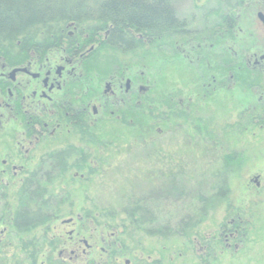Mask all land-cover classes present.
I'll list each match as a JSON object with an SVG mask.
<instances>
[{"label": "flooded vegetation", "instance_id": "obj_1", "mask_svg": "<svg viewBox=\"0 0 264 264\" xmlns=\"http://www.w3.org/2000/svg\"><path fill=\"white\" fill-rule=\"evenodd\" d=\"M203 17L204 23L209 17L215 21L195 29L193 16L190 24L180 19L183 26L165 37L130 29L133 41L117 43L111 24L66 21L41 40L4 45L0 188L12 189L18 200L40 202L42 214L57 219L65 203L60 200L68 202L70 191L98 171L114 169L118 162L127 165L136 152L151 169L144 176L148 184L159 189L187 185L191 176L183 170L207 157L208 143L218 145L203 124L208 103L228 90H252L245 99L251 108L238 116L251 113V121L263 127L264 0L223 1ZM182 131L177 153L175 139ZM65 224L68 229L38 230L36 238L49 243L43 264H109L119 256L125 264L137 260L136 253L129 254L132 247L120 243L119 233L97 228L89 212L70 215ZM55 249L56 257L51 256Z\"/></svg>", "mask_w": 264, "mask_h": 264}, {"label": "rangeland", "instance_id": "obj_2", "mask_svg": "<svg viewBox=\"0 0 264 264\" xmlns=\"http://www.w3.org/2000/svg\"><path fill=\"white\" fill-rule=\"evenodd\" d=\"M169 1L179 19L190 24L193 16V25L190 27L195 29L210 27L215 20L209 17V21L204 23V14L208 10H216L223 2ZM162 53L163 56H169L168 50L163 49ZM250 91L252 90L241 88L238 92L237 89L228 90L217 101H209L204 115L207 118L203 124L218 145L208 143L210 148L206 153L207 157L198 164L187 167L189 171L183 170L186 175L191 176L187 177L189 181L184 188L185 196L178 197L176 191L169 192L168 187L159 189L156 185L148 184L150 180L146 181L144 176L151 169L145 165L146 157L143 153L136 152L129 155L127 165H120L118 162L117 165L114 164L117 166L114 169L98 171L89 182L70 191L68 202L64 198L60 200L63 201L61 204L65 203L62 214L57 219H51L49 223L29 233L20 234L15 231L10 220L16 211L29 205H24L26 200L12 197V189L0 188V264H43V253L48 251L46 245L49 243L47 239L39 241L36 238L38 230L43 226H64L68 229L65 224L68 217L82 212L91 214L97 228L106 227L108 231L114 229L119 233L120 243H127L132 247L129 254L136 253L137 260L131 264H264V124L260 127L258 122L251 121L252 114L248 112L238 116L251 108L245 104L246 94ZM183 134V131L180 132L175 139L177 153ZM218 175L225 178L226 198L209 207L205 219L194 230L187 234L182 231L176 234V223L190 214V208L194 207V190L196 192L198 188L204 193L216 191L214 186ZM61 189V186L56 187V191L65 196ZM153 191L157 193L156 196ZM136 199H143L141 201L147 202L150 209L152 206L151 216L157 217L152 225L141 229L129 226L122 207ZM227 230H235V235L230 237ZM51 234L48 236L51 237ZM229 242L230 246H227ZM68 252L69 250L63 256L64 259H68ZM57 253L58 250L55 249L51 256L56 257ZM139 255L143 260H138ZM124 259L119 256L118 262L109 264H125ZM44 264L84 262L60 260Z\"/></svg>", "mask_w": 264, "mask_h": 264}, {"label": "trees", "instance_id": "obj_3", "mask_svg": "<svg viewBox=\"0 0 264 264\" xmlns=\"http://www.w3.org/2000/svg\"><path fill=\"white\" fill-rule=\"evenodd\" d=\"M222 1L228 3L229 0ZM66 21H76L85 26L111 24L114 30L111 35L117 39L116 43L133 41L130 29L147 37H165L183 26L169 0H0V49L17 40H41L49 36L51 28ZM225 186V178L218 175L214 186L216 191L202 193L196 188L192 194L194 207L190 208V214L176 223V234L181 231L187 234L199 226L209 207L226 198ZM168 188L169 192L176 191L178 197L186 195L185 185L178 183ZM141 200L136 199L122 207L129 226L136 229L152 225L157 220L151 216L152 206L150 209L149 204ZM33 202H25L24 205L30 208L16 211L10 220L20 234L51 221L50 217L42 214L44 208H41V203Z\"/></svg>", "mask_w": 264, "mask_h": 264}]
</instances>
